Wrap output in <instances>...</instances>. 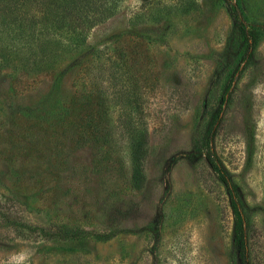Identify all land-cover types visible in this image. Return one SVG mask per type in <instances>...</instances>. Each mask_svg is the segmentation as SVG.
<instances>
[{
  "label": "rangeland",
  "instance_id": "rangeland-1",
  "mask_svg": "<svg viewBox=\"0 0 264 264\" xmlns=\"http://www.w3.org/2000/svg\"><path fill=\"white\" fill-rule=\"evenodd\" d=\"M234 3L260 42L233 79L215 149L248 218L247 264H264V0ZM231 37L238 41L225 0H124L91 32V47L56 72L0 65V264H237L230 193L206 160L187 158L221 102L229 72L220 82L215 73ZM98 52L112 56L113 76L99 70ZM100 89L115 130L80 141L73 103L84 107ZM67 110L66 127L55 125L51 117ZM131 125L148 131L137 184ZM172 158L178 163L165 175ZM40 228L89 236L47 241Z\"/></svg>",
  "mask_w": 264,
  "mask_h": 264
},
{
  "label": "trees",
  "instance_id": "trees-1",
  "mask_svg": "<svg viewBox=\"0 0 264 264\" xmlns=\"http://www.w3.org/2000/svg\"><path fill=\"white\" fill-rule=\"evenodd\" d=\"M123 2L124 0H0L1 67L23 75H47L56 72L67 56L80 50L84 52L91 47L88 45L91 32L116 17ZM225 2L238 41L234 37L228 40L220 55L215 78L217 82H220L226 71L229 72V78L222 86L221 102L212 113L202 140L196 143L187 158L193 164L206 160L219 180L227 187L234 217L232 243L238 256L237 264H247L245 228L248 218L241 211L244 204L240 201L238 186L235 183H229L230 173L218 160L215 132L224 104L230 95L233 79L247 58L254 57L260 37L254 28L244 23L234 0H225ZM109 42L111 41L107 43ZM109 48L106 47L105 50ZM97 54H99V70L109 73V77L113 76L112 56L105 52ZM104 55L106 59L103 60ZM84 56L86 55H80L79 58ZM83 106L75 101L73 103L74 115L79 112L71 122V128H76L75 136L80 141L92 138L100 141L105 135H111V131L115 130L114 127L105 124L111 111L107 92L103 89L96 91ZM122 113L131 117L124 107ZM69 114L70 110L56 112L51 119L55 125L66 127V122L70 121L67 117ZM126 131L132 138L130 143L132 177L133 182L137 184L139 179L143 178V167L149 153L146 148L148 131L136 125L128 126ZM177 163L176 158L169 159L164 174L169 175ZM236 198L239 202L235 201ZM163 218V212L159 209L149 226L153 234H159ZM39 230L41 236L47 241L86 240L89 236L85 232H72L63 228L55 230L40 228ZM35 232L36 229L32 228L31 233ZM112 236L97 235L96 238L99 241H108Z\"/></svg>",
  "mask_w": 264,
  "mask_h": 264
}]
</instances>
